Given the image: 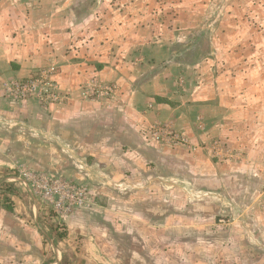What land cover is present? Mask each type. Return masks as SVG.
Returning a JSON list of instances; mask_svg holds the SVG:
<instances>
[{"label": "crops", "instance_id": "0c3cea01", "mask_svg": "<svg viewBox=\"0 0 264 264\" xmlns=\"http://www.w3.org/2000/svg\"><path fill=\"white\" fill-rule=\"evenodd\" d=\"M69 6L58 0H0V170L22 166L62 175L92 188L93 203L65 218L66 236L58 244L64 258L67 254L73 256L77 248L75 261L82 262L85 250L86 261L91 263L101 246L113 252H132V263L124 258L121 264H157L150 256L145 259V251L156 252V257L157 252H166L165 264H174L175 250L198 252L196 258L181 264L244 262L225 255L241 251L244 246L231 239L233 228L223 229L213 223L222 208V200L216 197L221 192L216 193V188L206 192L203 185L212 179L215 185H221V179L242 177L245 162L221 164L201 150L193 155L180 148L149 143L132 125L135 121L149 124L172 119L193 135L197 118L201 117L204 131L197 137L210 134L231 138L234 130H228L233 126L232 119H224L220 113L228 115L233 111L229 109L233 101L229 84L211 81L212 84L198 83L192 87L186 84L178 90L172 87L174 84L166 83L167 75L161 72L136 86L129 84L131 90L126 100L132 96L130 106L111 119L105 116L108 110L103 106L77 97L65 104L48 106L35 99L14 103L3 98L5 81L26 76L51 61L60 64L58 80L74 96L82 78L94 74L105 77L108 65L93 72L94 65L74 59L67 49L73 38L68 31L72 19L66 16ZM182 76L171 79L176 84ZM183 77L185 84L188 80ZM173 93L181 99L173 106L154 99L161 96L172 100ZM227 94L231 96L224 97ZM254 160L256 163L257 158ZM176 166L181 173L191 172L193 177L181 181V173L174 174ZM257 167L264 176V165ZM207 198L217 201L206 212ZM249 205L236 214L238 218H232L245 219L246 222L239 221L241 225H252L259 219L264 222L258 211L248 212ZM27 207H18L26 217L30 215ZM15 212V207H0L3 232L22 234L30 251L38 252L41 242L37 230L28 225V219L25 225L17 222ZM251 260L252 264L258 263Z\"/></svg>", "mask_w": 264, "mask_h": 264}, {"label": "rangeland", "instance_id": "374dc122", "mask_svg": "<svg viewBox=\"0 0 264 264\" xmlns=\"http://www.w3.org/2000/svg\"><path fill=\"white\" fill-rule=\"evenodd\" d=\"M58 1L70 4L66 16L76 22L71 21L68 27L73 38L67 49L73 58L94 65L93 72L101 69L103 64L108 65L109 70L105 77L94 74L82 78L75 90L77 96H74L58 80L60 64L51 61L34 68L26 76L5 81L3 98L14 103L35 99L48 106L65 104L77 97L103 106L108 110L105 116L111 119L122 115L130 106L132 96L126 100L131 90L129 84L136 86L161 72L167 75L166 83L174 84V89L185 88L186 84L187 87L208 82L229 84L233 95L229 109L233 111L228 115L220 113L224 119L234 121L228 130V133L234 130L231 138L210 134L205 138L197 137L204 131L201 117L197 118L193 135V132L178 127L172 119L149 124L135 121L132 125L149 143L180 148L193 155L201 150L221 164L245 162L243 172H240L242 177L221 179V185H215L212 179L203 186L206 192H212L214 188L216 193L221 192V196L216 197L222 200V208L213 223L223 229L233 228V234L229 233L231 239L244 246L241 251L233 249L225 255L243 260L241 264H252L251 259L258 262L254 264H264V222L259 219L255 224L241 225L239 221L243 218L238 221L232 218L237 217L247 204H250L248 212L258 211L264 216V176L261 177L262 170L257 167L264 165V0ZM179 73L185 76L187 83L184 84V77ZM175 75L182 76L177 78L176 84L171 79ZM154 99L170 106L181 102L179 96L172 100L161 96ZM235 106L237 110H234ZM176 168L174 174L178 175L181 168ZM178 177L183 181L193 175L182 171ZM91 191L86 183L62 175L22 166L1 169L0 207H15L14 218L22 225L27 224L28 219V225L37 230L41 252H31L22 241L25 236L17 235L18 232L5 235V224H2L0 264H121L124 258L132 263V252H113L101 246L94 252L96 259L91 263L86 261L85 250L82 251V262L75 261L77 248L73 256L67 254L64 258V254H60L58 244L67 232L65 218L93 203ZM217 198H207L206 212L211 210L209 208ZM79 200L83 203L78 204ZM22 206H28L26 212L30 215L27 217L18 208ZM230 222L235 223L230 225ZM143 253L145 259L150 256L157 264H165L166 252H157V257L156 252ZM197 253L175 250L173 263L189 262L197 257Z\"/></svg>", "mask_w": 264, "mask_h": 264}, {"label": "built area", "instance_id": "2783aa9c", "mask_svg": "<svg viewBox=\"0 0 264 264\" xmlns=\"http://www.w3.org/2000/svg\"><path fill=\"white\" fill-rule=\"evenodd\" d=\"M82 203H83V200H79V201H78V204H82Z\"/></svg>", "mask_w": 264, "mask_h": 264}, {"label": "trees", "instance_id": "16d2710c", "mask_svg": "<svg viewBox=\"0 0 264 264\" xmlns=\"http://www.w3.org/2000/svg\"><path fill=\"white\" fill-rule=\"evenodd\" d=\"M8 208H10V209H11V207H8Z\"/></svg>", "mask_w": 264, "mask_h": 264}]
</instances>
